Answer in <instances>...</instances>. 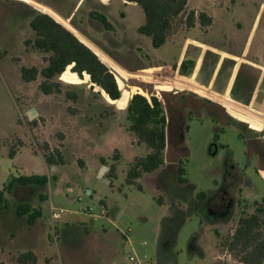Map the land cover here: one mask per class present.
Listing matches in <instances>:
<instances>
[{
	"label": "rangeland",
	"instance_id": "rangeland-1",
	"mask_svg": "<svg viewBox=\"0 0 264 264\" xmlns=\"http://www.w3.org/2000/svg\"><path fill=\"white\" fill-rule=\"evenodd\" d=\"M24 1L38 13L45 10L33 0H0V190L21 176H47L49 181L15 185L5 194L9 208L0 205V264H18V256L27 251L36 253L38 264H131V256L143 264H245L240 250L227 242L241 218L264 206V73L244 66L236 75L229 69L233 55L253 58L264 52V0H189L190 8L215 17L216 23L188 30L182 16L159 49L139 33L146 21L140 6L86 0L72 24L122 68L79 35L119 79V101L86 74L85 79L62 74L57 78L61 91L49 96L39 88L42 77L31 83L22 79L23 66L42 70L50 56L25 45L35 34L29 19L33 8ZM38 1L64 16L78 2ZM89 9L109 16L114 30L100 21L88 24ZM120 13L127 18L122 20ZM89 25L93 32L86 30ZM197 41L207 45L205 50L215 49L204 53V75L219 60L216 89L227 93L232 85L239 95L251 94L248 107L233 102V92L217 94L208 84L200 86L194 70L182 71V63L191 68L184 60L199 53ZM68 93L76 94L77 101ZM136 93L158 96L189 127L183 146L167 149L165 166L139 179L142 191L127 183L132 164L148 154L129 130L126 110ZM32 108L39 113L34 121L27 116ZM53 151L63 158L56 171L43 162ZM103 165L109 171L114 167L112 177L107 178L109 171L100 177ZM180 166L187 171L186 184L178 181ZM21 203L42 211L35 225L17 215ZM52 206L60 212L55 221ZM261 220L255 233L264 238V215Z\"/></svg>",
	"mask_w": 264,
	"mask_h": 264
},
{
	"label": "trees",
	"instance_id": "trees-1",
	"mask_svg": "<svg viewBox=\"0 0 264 264\" xmlns=\"http://www.w3.org/2000/svg\"><path fill=\"white\" fill-rule=\"evenodd\" d=\"M125 1L135 3L143 9L146 21L139 28V33L149 37L155 49L163 47L172 37L175 22L182 16H186L184 24L188 30L196 29L197 26L208 29L214 23V18L208 13L190 8L189 0ZM31 15L29 18L30 28L35 34V38L26 40L25 45L31 46L39 52L50 54V56L47 59L48 65L42 70L35 66L22 67L21 76L26 83L37 81L39 77H42L44 80L39 88L43 94L49 96L61 91V83L57 81V78L71 72L79 75L81 79L90 77L91 83L100 87L111 100L119 101L122 98L119 79L117 80L111 68L90 48L50 15L38 12ZM91 16L100 21L108 31L113 30L112 24L104 15L91 13ZM101 58L106 62L103 57ZM186 67L187 64L182 63L180 68L185 74H189V69L192 67L189 69ZM84 74H86L85 78H83ZM68 96L77 101L76 94L68 93ZM126 111L130 122V132L140 144L145 145L148 149V154L138 158L132 164L127 175V183L142 191L143 187L138 182L139 179L144 175L156 173L165 166L167 149L183 146V132L189 127L184 126L183 118H177L175 113L167 108L158 96H152L149 99L141 93H136L130 100ZM47 150L49 151L48 147ZM184 150L185 148L181 149V151ZM11 156L13 157L14 153H11ZM102 162L106 164L104 159ZM45 163L51 166L63 163L61 153L59 151L51 152L45 157ZM111 174H114V167L110 169L107 178L112 177ZM178 174V181L186 184L187 171L185 167L180 166ZM48 181L47 176L41 175L13 178L0 190L1 207L9 208L5 194L12 191L15 185L44 186ZM199 196L203 197L204 194ZM257 212L258 214L241 218L235 234L227 242L228 247L232 250H240V260L245 264L264 263V238L255 233L256 228L263 224L261 215H264V206L259 207ZM16 213L20 217L27 216L30 226L35 225L42 218V211L33 209L28 203L18 204ZM38 261V256L33 251L24 252L17 258L18 264H38Z\"/></svg>",
	"mask_w": 264,
	"mask_h": 264
},
{
	"label": "crops",
	"instance_id": "crops-1",
	"mask_svg": "<svg viewBox=\"0 0 264 264\" xmlns=\"http://www.w3.org/2000/svg\"><path fill=\"white\" fill-rule=\"evenodd\" d=\"M33 1H35L36 3H38V4H41V5H43V6H45L46 8H48V9H50L52 12H54L57 16H59L62 20H64V21H68L69 23H70V25L76 30V31H78L82 36H84L86 39H88L90 42H92L94 45H96L98 48H100L103 52H105L100 46H98L93 40H91V38L85 33V32H82L81 30H79L77 27H75L73 24H72V22H73V16H74V13H75V11H76V9L82 4H84L85 2H86V0H78V2L76 3V6H75V8L71 11V13H69L67 16H64V15H62V14H60L59 12H57L56 10H54V9H52V8H50L49 6H47V5H45V4H43L42 2H40V1H38V0H33ZM100 2H101V4L102 5H104V6H108V4H110L113 0H107V1H105V0H99ZM119 1H121L123 4L126 2L125 0H119ZM26 4H28V3H26ZM31 8H33L32 9V13H34V12H37L36 10H38V9H35L32 5H30V4H28ZM130 5H137V4H135V3H127L125 6H130ZM197 10V9H196ZM40 11V10H39ZM91 13H96V14H101L100 12H98L97 10H92V9H89L88 11H87V18H88V24L91 22V23H95V22H97L98 20L97 19H95L94 17H92L91 16ZM101 15H103V14H101ZM109 15V14H108ZM120 15V17H121V19L122 20H125L126 18H127V15H126V13H120L119 14ZM105 16V15H104ZM107 19H108V21L110 22V18H109V16H105ZM214 18V23H213V25L216 23V18L215 17H213ZM85 19V18H84ZM99 22V21H98ZM111 23V22H110ZM112 24V23H111ZM212 25V26H213ZM112 26H113V24H112ZM100 28V27H99ZM98 28V29H99ZM93 26H91V25H89L88 27H87V31L88 32H93ZM101 29V28H100ZM113 30H114V26H113ZM112 30V31H113ZM87 32V33H88ZM198 42V41H197ZM199 44L198 45H196V47L197 48H201V49H199V53L194 57V58H187V59H185L184 61L185 62H187V61H190V65H191V67H192V69H189L190 71L191 70H194L193 72H194V78H195V81L201 86V85H206V84H208V85H210L211 87H213L212 88V90L215 92V93H217V94H223V95H225V94H227L228 93V95H231L232 94V92H233V90H232V85H229V87H228V89H227V93H225V92H221L220 90H217L216 89V80L218 79V78H220V75H221V72H222V69H220L221 68V62L219 63V60L217 61V62H215L214 60L211 62V70L209 69V71H208V73L206 74V75H204V67H205V61H203V59H204V53L205 52H209V53H214L215 52V49L214 48H212V47H207L208 49H203V47L205 46H207L206 44H204V43H201V42H198ZM188 49V44H185V54H186V50ZM184 51H183V53H184ZM255 51V50H254ZM106 53V52H105ZM250 53H251V51H250ZM107 54V53H106ZM108 55V54H107ZM109 56V55H108ZM233 57V60H234V62H233V64H234V67H230V69L229 70H232L236 75H237V72L238 71H242V69H243V67L244 66H247V67H249L250 69H252V70H255L256 72H259L260 74H263L264 73V52H258V54L257 53H255V57H253V58H250V55H247V56H241V57H239V56H236V55H233L232 56ZM214 59V58H213ZM116 62V61H115ZM182 63V57L180 58V61H179V64H181ZM189 71V73H191ZM192 72V73H193ZM234 78V77H233ZM210 81H211V84H209L210 83ZM206 82V83H205ZM233 89H234V87H233ZM225 93V94H224ZM233 102H235L236 104H239V105H241V106H244V107H248V100L247 101H242V100H240V99H238V98H236V97H233V98H230ZM250 99H252V98H250ZM249 99V100H250ZM252 101H253V99H252ZM254 105H255V110L256 111H260V108H257V103L255 102L254 103ZM43 162H44V164L45 165H47L46 163H45V161L43 160ZM52 170H54V171H56L57 170V166H52ZM28 176H32V175H28ZM87 215H89V214H87Z\"/></svg>",
	"mask_w": 264,
	"mask_h": 264
},
{
	"label": "water",
	"instance_id": "water-1",
	"mask_svg": "<svg viewBox=\"0 0 264 264\" xmlns=\"http://www.w3.org/2000/svg\"><path fill=\"white\" fill-rule=\"evenodd\" d=\"M24 2H26V1H24ZM26 3H28V4H31V3H29V2H26ZM34 3H36L35 1H34ZM37 5H39V6H43V5H41V4H38V3H36ZM43 8H45V10L44 11H41V12H43V13H45V14H48V15H50L52 18H54L58 23H60L61 25H63L67 30H69L71 33H73L83 44H85L88 48H90L101 60H102V58L100 57V55L96 52V50L91 46V45H89V44H87L86 42H84L81 38H80V36L79 35H81L78 31H76L71 25L68 27L66 24H65V21L64 20H62L59 16H53L51 13H49L48 12V10H50V9H48V8H46L45 6H43ZM40 9H42V8H40ZM51 11V10H50ZM54 13V12H53ZM56 15V14H55ZM93 45V44H92ZM102 54H104L103 52H101ZM106 55V54H105ZM106 57H107V59L109 60V62H111V63H113L115 66H117L118 68H120V66H119V64L116 62L115 63V61H113L109 56H107L106 55ZM120 69H122V68H120ZM125 71V70H124ZM126 73H128V71L126 70ZM27 116H28V118H29V120L30 121H34L38 116H39V113H38V111H37V109L36 108H32L31 110H29L28 111V113H27ZM107 171H109V167L108 166H106V165H103L102 166V168H101V171H100V177H104V175L106 174V172ZM107 182H109V180H107ZM89 194H90V191H89Z\"/></svg>",
	"mask_w": 264,
	"mask_h": 264
},
{
	"label": "built area",
	"instance_id": "built-area-1",
	"mask_svg": "<svg viewBox=\"0 0 264 264\" xmlns=\"http://www.w3.org/2000/svg\"><path fill=\"white\" fill-rule=\"evenodd\" d=\"M51 211H52V219L55 221L60 217V212L57 211L53 206L51 207ZM63 212V211H61ZM89 215H91L90 211L87 212ZM129 261L131 262V264H143L142 261L137 258L136 256H131L129 258Z\"/></svg>",
	"mask_w": 264,
	"mask_h": 264
},
{
	"label": "flooded vegetation",
	"instance_id": "flooded-vegetation-1",
	"mask_svg": "<svg viewBox=\"0 0 264 264\" xmlns=\"http://www.w3.org/2000/svg\"><path fill=\"white\" fill-rule=\"evenodd\" d=\"M233 95L234 97L242 100V101H249V99L251 98V94L247 93V94H244V95H239L237 92H236V87L234 86V89H233Z\"/></svg>",
	"mask_w": 264,
	"mask_h": 264
}]
</instances>
